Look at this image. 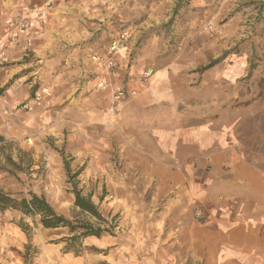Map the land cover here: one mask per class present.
Returning <instances> with one entry per match:
<instances>
[{"label":"rangeland","instance_id":"rangeland-1","mask_svg":"<svg viewBox=\"0 0 264 264\" xmlns=\"http://www.w3.org/2000/svg\"><path fill=\"white\" fill-rule=\"evenodd\" d=\"M11 2L0 0V9ZM52 8L58 9L48 11ZM19 17L28 18L31 26L47 19L48 45L73 35L72 41L80 42L73 44L81 46L87 59L84 68L97 63L93 56H107L110 43L121 34H131L116 59L126 92L121 101L127 106L122 115L118 103L112 116L111 87L101 90L98 85L90 99L93 91L87 92L82 77L61 73L64 66L72 72L78 67L59 58L74 49L62 46L49 58L56 55L47 79L39 73L32 86L31 98L42 91L58 105L48 127L23 133L0 120V129L15 135L13 141L0 136V189L14 197H44L68 219L98 223L74 206V186L90 195L108 232L81 241V264H248L247 254L216 257L179 248L170 259L147 251L160 242L154 235L159 223L164 233L178 234L180 219L198 227L215 216L247 220L248 208L233 203V189L224 191L217 184L225 169L222 156H216L219 166L191 168L205 187L198 194L207 195L211 187L206 202L183 189L191 160L161 158L140 134L203 126L216 137L217 151L227 148L264 168V0H46L14 19ZM81 30L82 39H77ZM210 63L215 64L201 71ZM116 79L106 80L114 87ZM23 114L14 122L18 126H23ZM66 164L72 175L79 172L74 180ZM8 225L18 228L24 242L7 244L0 236V264H70L64 254L75 256L61 242L70 237L67 229H45L38 218H21L13 210L0 212V226ZM191 232L200 241L202 231Z\"/></svg>","mask_w":264,"mask_h":264},{"label":"crops","instance_id":"crops-1","mask_svg":"<svg viewBox=\"0 0 264 264\" xmlns=\"http://www.w3.org/2000/svg\"><path fill=\"white\" fill-rule=\"evenodd\" d=\"M45 2L46 0H12L8 7H2L3 9H0V35L3 34L4 27L11 22L14 17L25 16L31 7L43 6ZM56 9L58 8H52L48 11L51 12ZM47 23V19L42 23L35 22L31 26L29 32L20 33L17 45L9 51L10 63L4 67H0V120H3L2 108L5 105L22 103L31 98L32 86L38 79L37 75L41 73L40 79L42 80L43 76L46 77L49 74L50 70L48 66L56 62V55L53 56V60H49V58L52 53L59 54L62 46L65 48L73 45L74 49L70 54L59 56V58H62V60L67 59V63L72 64L74 67L78 64V67L72 72L71 69L67 70L68 66H64L60 72L64 74L73 73L76 74L78 78L82 77L84 81L82 83H84L85 88L88 87L87 92L90 93L93 91V95L90 96V99H93L95 93L98 92L96 88L100 80L102 78L109 79L107 68L101 64L90 63V68L89 66L86 68L82 67L81 64H85L87 59L85 55L80 54L81 46L73 44H80L78 41H72L73 35L64 43L60 42L58 45L56 40H51V45H48V34H50L51 28ZM60 32L64 34L63 30H60ZM83 33L84 31L81 30L77 39H82ZM122 61L121 65L123 63ZM121 72L122 67L118 69L120 78L122 77ZM94 73L98 75L93 77ZM162 76V74L155 76L156 78L154 80L156 81L158 78H162ZM120 78L113 81L114 85L122 86V78ZM45 79H47V77ZM79 88H81L80 85ZM122 101L119 102V105L122 109V115H124L127 105L123 104ZM94 104L95 103H92L93 107ZM90 106L91 103H89L88 108H90ZM42 107V109L37 111L32 109L25 112V114L21 116L23 126H18L13 123L15 126H12L14 127L13 129L19 128L18 132L21 131L24 133L32 127L41 129L47 128L52 109L56 111L58 105L56 106L53 104L52 96L48 95L44 97ZM93 111H96L95 107ZM94 117L95 115H93V118ZM105 117L106 115L101 117L102 122L105 120ZM15 132H17V130H15ZM212 134L213 133L210 132L208 128L202 126L175 132L155 130L151 131L150 134L141 133L140 135L144 138L143 142H146L149 148H151L150 145H152V149L163 159L171 161L172 157L175 156L191 160L192 166H188V170H185L189 178L184 179L183 189L186 190L188 194L189 192L192 193V196H194L195 192V197L198 199L204 200L206 198V202L209 201L207 199L210 198L211 187L207 191V195H205L206 190L204 191L205 193H197V190L200 191V188L202 190L205 189V187L202 183H197L195 180L192 170L193 166L194 169L197 168L198 171L208 165L219 166L216 156L217 154L222 156L223 167H221V170H223L224 167L226 170L224 169L222 177L217 181V184L220 186V189H224V191L233 189L236 195V198H233V203H242L244 208H248V219L237 221L235 217L231 216H215L209 224L198 227L193 224L189 226L188 220H183V218L180 219V221H183L182 224L175 230L176 232L179 231L178 234L176 233V238H174L176 234L173 232L164 233L161 231L162 223H159V226L155 227L156 231L154 235L158 237L160 242L155 239L156 243H153L154 248L152 249L149 246L147 247V251L149 253L157 251V254H165V256L167 255L170 259H172V251L179 248L183 249L184 252L188 254H198L200 250L201 255L214 254L216 257H222L223 255L241 256L247 254L249 257L248 264H264V168L258 166L251 158L246 159L244 156L232 153L227 148H222V150L217 151L215 145L216 141H214L216 137ZM0 136H4L6 137L5 140L10 141H13V138H15V135L11 133V131L4 128L0 129ZM193 161L195 162L193 163ZM0 191L5 193V191L1 189ZM220 203L223 202L220 201ZM245 203H247V205ZM185 207H187V205ZM15 212L20 214L21 218H26L20 212ZM242 213L243 215L245 214V212ZM199 230L204 232L203 235L201 232L200 241H198V236L191 237V231H193V233H198ZM0 233V236L4 235L7 244L17 241L21 243L24 242L23 234L18 231V228L12 225H8L7 227L0 226ZM239 242L240 244H236ZM246 246L248 247L247 252ZM81 259V257H75L71 254H64L63 260L70 264H81ZM221 260H223V258H221ZM170 263L169 261L167 262V264ZM8 264H10V261Z\"/></svg>","mask_w":264,"mask_h":264},{"label":"trees","instance_id":"trees-1","mask_svg":"<svg viewBox=\"0 0 264 264\" xmlns=\"http://www.w3.org/2000/svg\"><path fill=\"white\" fill-rule=\"evenodd\" d=\"M215 63H210L201 71L208 70L214 66ZM70 180H74L79 176V172L72 175L69 165L66 164ZM73 193L75 195V208L79 211L78 214H87L95 218L98 223H93L85 219H79L78 216L73 220L59 214L53 206L44 198L31 194L29 198L14 197L0 191V211L14 210L20 212L22 215L34 219L38 218V222L45 229H67L70 237L63 238L61 242H65L66 253H74L76 257L81 255V241L86 238L95 237L100 238L103 233L108 232L104 227L105 219L102 217L98 207L91 201V197L84 196L82 191L74 186Z\"/></svg>","mask_w":264,"mask_h":264},{"label":"built area","instance_id":"built-area-1","mask_svg":"<svg viewBox=\"0 0 264 264\" xmlns=\"http://www.w3.org/2000/svg\"><path fill=\"white\" fill-rule=\"evenodd\" d=\"M30 30V20L25 17L15 18L4 27L3 34L0 35V67H4L10 63L9 51L17 45L20 33L29 32ZM130 37L131 34H121L116 40L110 43L107 56L96 55L92 57L94 62L100 63L107 68L109 72V79H116L119 76V68L116 59ZM108 87H111L113 99L109 112L112 116H115L118 111L117 104L125 97L126 92L121 86L112 87L106 79H102L99 83V89L105 90ZM45 95V92L38 91L34 93L32 98L22 103L5 105L2 108V125L7 128H11L13 123L19 119V115L21 113H25L35 107L42 106ZM130 95H134V93H131Z\"/></svg>","mask_w":264,"mask_h":264}]
</instances>
